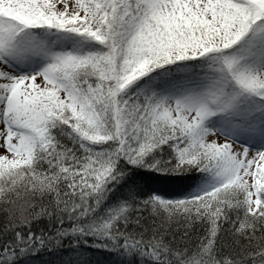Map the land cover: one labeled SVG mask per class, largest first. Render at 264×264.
<instances>
[{"label":"snow or ice","instance_id":"6c2138e0","mask_svg":"<svg viewBox=\"0 0 264 264\" xmlns=\"http://www.w3.org/2000/svg\"><path fill=\"white\" fill-rule=\"evenodd\" d=\"M41 252L264 264V0H0V264Z\"/></svg>","mask_w":264,"mask_h":264},{"label":"trees","instance_id":"16d2710c","mask_svg":"<svg viewBox=\"0 0 264 264\" xmlns=\"http://www.w3.org/2000/svg\"><path fill=\"white\" fill-rule=\"evenodd\" d=\"M149 182L159 186L164 189H172L176 187L177 181L167 180V179H160L157 174L148 177ZM94 256L99 257L100 259H105V257L101 256L100 253H94ZM36 261L38 264H49L50 261L54 260L55 257L50 256L47 252H41L36 256Z\"/></svg>","mask_w":264,"mask_h":264}]
</instances>
